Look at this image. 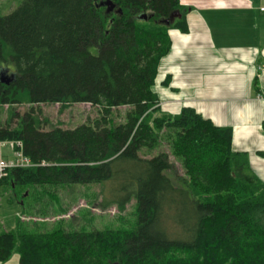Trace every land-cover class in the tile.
<instances>
[{"label": "trees", "instance_id": "trees-1", "mask_svg": "<svg viewBox=\"0 0 264 264\" xmlns=\"http://www.w3.org/2000/svg\"><path fill=\"white\" fill-rule=\"evenodd\" d=\"M106 1L23 0L0 15V72L10 78L0 80V105H29L16 126L0 127V138L22 140L32 162H46L12 169L0 185L20 189L23 204L31 197L28 209L42 215L66 214L61 199L73 194L120 211L134 200L132 221L67 229L64 219L51 228L19 219L0 227V262L18 252L20 264H264V182L248 155L233 150L232 128L191 107L160 110L154 85L170 30L188 31L184 17L163 21L187 8L180 0H110L109 11ZM56 103H90L98 116L44 130L35 106ZM120 107L129 109L117 122ZM170 155L184 169L181 183L169 174ZM90 185L99 191L90 194ZM177 201L187 211L178 223L169 216ZM164 216L178 236L165 231Z\"/></svg>", "mask_w": 264, "mask_h": 264}, {"label": "crops", "instance_id": "crops-1", "mask_svg": "<svg viewBox=\"0 0 264 264\" xmlns=\"http://www.w3.org/2000/svg\"><path fill=\"white\" fill-rule=\"evenodd\" d=\"M180 2L188 31L170 30L171 49L154 85L160 110L175 115L191 107L232 128L233 150L248 155L264 182V0ZM11 256L0 264H20Z\"/></svg>", "mask_w": 264, "mask_h": 264}, {"label": "rangeland", "instance_id": "rangeland-1", "mask_svg": "<svg viewBox=\"0 0 264 264\" xmlns=\"http://www.w3.org/2000/svg\"><path fill=\"white\" fill-rule=\"evenodd\" d=\"M23 0H0V15H6L11 11L15 10L22 3ZM36 108L41 109V119L44 120L42 123V129L47 130L55 126H60L64 129H74L79 125L86 123L89 119L96 118L98 116V108L92 106L90 103H74L70 104L64 108L61 104H41L36 105ZM14 110H13V109ZM29 109V105H15L10 107L9 105H0V127L11 124V126H16L18 122L22 119L24 114ZM128 107H120L115 111V119L117 122H122L125 119V114L128 111ZM16 112L15 116L12 117V113ZM46 120V121H45ZM168 149V148H167ZM5 156L11 157L8 149H4ZM141 157H151L145 154H139ZM170 160L174 167L169 174L174 178L176 183L183 182L185 177L184 169L181 164L170 155ZM44 162H41V165ZM178 187L183 188L182 184H178ZM89 193H95L99 191L97 185H90ZM85 189V188H84ZM86 190V189H85ZM22 192L20 189L12 191L8 186L0 185V227L3 229L15 228L19 219L30 223L31 221L37 222H47L48 228L53 227V223L56 220H65V225L67 229H73L74 227H84L87 229H101L106 226H118L121 223V219L128 218L132 221L135 201L130 200L124 206V210L120 211L117 206L112 205L107 208H102L98 203L90 204L87 198L81 193L78 195H67L63 196L62 203L65 209L68 207L66 214L57 215L54 212H49L46 215H42L41 212H36L34 210L28 209V203L32 205V198H25V205L22 200ZM76 198V199H75ZM75 199V200H74ZM72 200H74L72 202ZM176 203V202H175ZM178 208H174L170 218L175 219L178 223L179 219L186 213V207L183 203L177 201ZM22 215V217H21ZM70 219L75 222L70 224ZM92 221H89V220ZM161 224L165 231L170 230L174 235H179V231L174 227V231L171 230L169 225V220L167 216L162 217ZM179 226V225H177ZM181 234V233H180ZM17 256L20 258L18 252H14L11 257Z\"/></svg>", "mask_w": 264, "mask_h": 264}, {"label": "built area", "instance_id": "built-area-1", "mask_svg": "<svg viewBox=\"0 0 264 264\" xmlns=\"http://www.w3.org/2000/svg\"><path fill=\"white\" fill-rule=\"evenodd\" d=\"M264 98V92L259 95V99ZM4 149L9 150L11 157L5 156ZM44 162V161H43ZM41 165L34 163L25 155L24 143L20 139H2L0 138V181L5 179L10 171L15 168H33ZM42 165H46L44 162Z\"/></svg>", "mask_w": 264, "mask_h": 264}, {"label": "water", "instance_id": "water-1", "mask_svg": "<svg viewBox=\"0 0 264 264\" xmlns=\"http://www.w3.org/2000/svg\"><path fill=\"white\" fill-rule=\"evenodd\" d=\"M102 5L104 3H101ZM105 4L108 6V10L109 11H112L114 8H115V5L112 1L110 0H107L105 2ZM178 17V18H181V13L180 11H175L171 14L170 18L168 20H165L163 22L167 23V24H171L172 22H174L175 18ZM142 19H147L148 17L144 14L141 16ZM0 80L4 83H8L10 81V78L7 76V71H1L0 72Z\"/></svg>", "mask_w": 264, "mask_h": 264}]
</instances>
